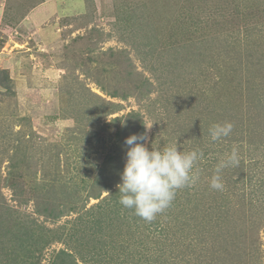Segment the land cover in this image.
Returning <instances> with one entry per match:
<instances>
[{
    "label": "rangeland",
    "instance_id": "rangeland-1",
    "mask_svg": "<svg viewBox=\"0 0 264 264\" xmlns=\"http://www.w3.org/2000/svg\"><path fill=\"white\" fill-rule=\"evenodd\" d=\"M0 80L8 86H0V177L13 162L26 182L15 193L0 188L7 205L0 209V264L23 257L49 264L60 250L76 264L116 263L95 255L108 245L107 229L92 224L114 193L87 195L125 164L123 134L146 135L149 150L176 143L201 150L199 179L178 192L212 193L249 215L231 216L235 229L248 228L245 246L243 234L235 237L246 257L211 258L187 243L190 251L177 254L173 238L164 247L151 238L154 247L145 251L135 245V257L264 264V0H0ZM243 114L255 122L250 144L236 122ZM226 121L232 133L212 142L209 127ZM233 148L239 166L224 169L223 191L211 189L216 165Z\"/></svg>",
    "mask_w": 264,
    "mask_h": 264
},
{
    "label": "trees",
    "instance_id": "trees-1",
    "mask_svg": "<svg viewBox=\"0 0 264 264\" xmlns=\"http://www.w3.org/2000/svg\"><path fill=\"white\" fill-rule=\"evenodd\" d=\"M1 71L7 74L6 69H2ZM0 86L5 89H7L8 87L6 85H2L1 80ZM243 115L244 116L238 117V120H236V122L239 123V131L241 133V138H247V144H250L253 140L252 138L256 137L253 132V126L251 125L255 122H253V120H251L248 115ZM109 125L112 126L111 124ZM248 128L249 131H247ZM101 130L104 131L103 128ZM122 130L123 129L121 128L115 130L116 135L120 136L121 138V133L123 134ZM123 135L125 139V134ZM261 138V142L264 143V135ZM21 145L22 142L19 139L18 145L16 146V148L13 149V151L20 150ZM117 157V155H107L106 158L115 159ZM21 164L22 163H20V165ZM115 166H118L117 172H114L115 170L113 171V176L115 177L111 176V178H113L111 179V181L104 182L102 188H99V190L97 191L90 192L87 195V198L97 199L101 196V191L108 190L109 193H114V197H107V199L109 200L103 208H100V215H98L92 223L94 226L103 225L107 229V231L105 232V237L103 238H106V241H108V245L106 247L105 242L103 241L104 243L102 244V246L96 249L97 251H99V253H95V255L110 254L109 259L112 260V257L115 258V264H170L171 262L166 261L168 260L166 258L162 262H159V259L162 258L155 257V259L151 260V263H149L148 257H135L139 255V250H137L134 246L137 245L139 247V245L141 244V246L139 247L140 250L145 251L151 248V246L154 247L153 243L154 241H156L161 244V247H164L165 242L169 241L171 238H173L172 241L174 242V244H176L177 254L183 252V248L190 251L188 246L185 244L187 243L197 245L200 249L205 250V254L211 258L246 257L249 255L246 253V251L245 253L243 252V249H246V247H240L235 242V237L237 234L236 230L239 231L240 234H243L244 231H247L248 228L235 229V219L231 217L233 214H235L239 218H247L248 220V213H242L239 211L242 214L241 216L236 214L235 211H230V207H228V205L231 206L230 203L227 202V204L225 203L224 205V199H222L221 202H217L215 199V195H211L212 193L205 195L201 191L194 192L189 198L188 196L191 193L186 192L184 195L177 191L175 199L173 200L171 206L167 208L163 213L158 214L155 220L150 223H146L141 218L135 216L131 210L123 208L118 203L119 193L118 191L114 192L111 189L118 190V187L113 186L112 183L116 184L119 182L118 180L121 181L120 174L123 170L124 163H122L121 160V162H118V165ZM18 167L19 165L13 162L7 167L6 176L3 177L2 180L0 177V188L8 187L14 193L18 190V186L20 189H25L26 182H24V174L17 172ZM221 177L222 180H229L230 178L229 176L225 177L224 170L221 173ZM237 181L238 179L234 180L235 183H238ZM232 182L233 181L231 180L229 181L230 186L232 185ZM234 182L230 190H233ZM262 184L263 183H260L259 186L261 187ZM81 187L82 190H86V186L83 182H81ZM30 196L35 199L39 197L34 194ZM1 197L2 195H0V209L5 208L7 206L1 202ZM79 197L80 196L75 195L73 200H76ZM16 199L19 201L20 204L22 199H20V197H17ZM187 201H189L190 203L186 204L185 202ZM206 201L210 202L206 203ZM240 201L242 203H246L243 199H237L235 203ZM101 213H105L109 216L103 219ZM85 214H87V212H85ZM57 217H61L60 214L57 215L51 212L49 215V218L55 219ZM243 236L244 237L240 235V242L245 246L246 242L242 239L246 236L244 234ZM151 238H154V241L151 242L150 246L147 242L151 240ZM30 242L34 244L38 243V241ZM251 244H255V242H251ZM251 248L252 247H250L249 250H252ZM119 249L124 252L123 256H121L120 253L122 252L119 251ZM158 249L162 252L164 250H162V248L160 247ZM125 254H131V256L133 254L134 257H125ZM72 259L73 257L71 256V252H68L67 250H60L58 251L54 259H50L51 262L49 264H76L74 259ZM178 259L185 262L186 264H195L191 261H186L185 259H183V257H180ZM29 260L30 257H23L20 262H14L13 264H29ZM229 264L263 263L261 261H258L257 263H251L245 260L234 259V262Z\"/></svg>",
    "mask_w": 264,
    "mask_h": 264
},
{
    "label": "clouds",
    "instance_id": "clouds-1",
    "mask_svg": "<svg viewBox=\"0 0 264 264\" xmlns=\"http://www.w3.org/2000/svg\"><path fill=\"white\" fill-rule=\"evenodd\" d=\"M147 126V128H150ZM233 130L231 122L213 123L209 129L212 142L227 138ZM146 135H129L125 138V164L120 174L118 203L145 222H152L158 214L169 208L178 190L191 187L199 179L198 162L204 153L199 150L182 151L177 143L164 148H151L144 143ZM239 156L233 148L221 159L210 178L209 187L223 191L221 173L225 168L238 167ZM108 193L107 191H105ZM109 194V193H108Z\"/></svg>",
    "mask_w": 264,
    "mask_h": 264
}]
</instances>
